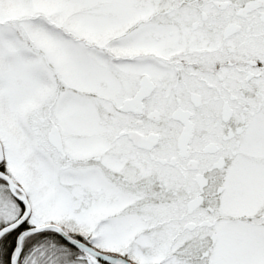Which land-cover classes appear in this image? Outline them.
I'll return each mask as SVG.
<instances>
[{"label":"snow or ice","instance_id":"snow-or-ice-1","mask_svg":"<svg viewBox=\"0 0 264 264\" xmlns=\"http://www.w3.org/2000/svg\"><path fill=\"white\" fill-rule=\"evenodd\" d=\"M0 264H264V0H0Z\"/></svg>","mask_w":264,"mask_h":264}]
</instances>
